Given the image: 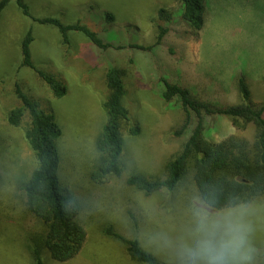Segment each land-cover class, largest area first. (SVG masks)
I'll use <instances>...</instances> for the list:
<instances>
[{"label":"rangeland","instance_id":"1","mask_svg":"<svg viewBox=\"0 0 264 264\" xmlns=\"http://www.w3.org/2000/svg\"><path fill=\"white\" fill-rule=\"evenodd\" d=\"M35 17H57L65 24L81 21L116 46L103 50L86 35L71 31L64 44L58 28L25 16L11 0L0 18V264H32L30 238L44 230L28 210L21 187L36 160L20 127L7 121L8 112L21 105L15 90H22L55 115L62 130L58 139L60 177L81 199L79 221L87 230L81 252L67 262L46 258V264H139L120 241L106 234L112 226L126 237H138L142 246L167 264H180L182 242L188 238L193 201L200 196L190 168L174 192L150 196L129 186L133 173L164 178L166 164L182 147L174 131L184 112L156 92L162 79L190 87L202 99L241 102L236 76L245 74L253 98L264 100V0H206L204 29L195 38L176 12L172 23L159 10H177L178 0H25ZM111 13L113 20L107 19ZM158 24L171 30L156 44ZM32 27V58L36 67L62 81L67 93L56 96L37 71L21 66V42ZM139 43L146 49L135 48ZM126 73L124 104L141 132L123 127L126 169L104 183L91 178L98 160L96 141L107 121L103 103L108 88L109 64ZM235 85V87H234ZM205 136L222 140L230 134L251 137L253 127L237 128L224 115L210 122ZM246 208L251 226L252 264H264V196ZM134 219L138 221L134 229Z\"/></svg>","mask_w":264,"mask_h":264},{"label":"trees","instance_id":"2","mask_svg":"<svg viewBox=\"0 0 264 264\" xmlns=\"http://www.w3.org/2000/svg\"><path fill=\"white\" fill-rule=\"evenodd\" d=\"M21 12L33 21L52 25L61 33L64 44L71 43V31H79L103 50L124 48L112 41H105L98 32L92 30L80 20L65 24L57 17H35L31 14L25 0H15ZM181 6L177 10L161 8L159 18L172 23L176 12L188 28L185 34L189 38L197 37L204 29L207 16L206 0H178ZM11 0H0V18ZM111 13L108 20H113ZM159 34L156 44H163L170 32V26L158 24ZM35 40L30 27L21 42V66L37 71L52 92L61 97L67 93L65 84L54 75L36 67L32 58V43ZM135 48L147 47L134 43ZM125 71L110 63L105 80L108 88L103 106L107 121L96 141L98 160L91 178L96 183L106 182L110 176H122L126 169L124 155L125 123H130V133L141 132L135 125L130 112L124 104L126 88ZM164 85L157 88L159 96L167 103L175 102L184 112L182 124L174 134L182 138L181 149L166 164L164 178H149L143 174H131L126 183L150 196L160 191L174 192L182 183L190 168L194 170V180L201 197L216 206L236 202L248 206L264 196V100L253 98L251 86L245 74L236 76V87L241 102L236 104L202 99L192 92L190 87L179 82L162 79ZM235 87V85H234ZM15 93L21 105L12 108L7 121L24 131V137L33 151L36 165L32 174L21 187L25 194L28 210L39 219L44 230L30 238L29 248L32 264H46V258L56 262H67L75 258L87 241V230L79 221L78 215L83 209L77 193L65 185L60 177L61 156L58 139L62 130L55 115L43 109L16 85ZM224 115L237 128L253 127L251 137L230 134L222 140L208 139L205 136L210 122ZM138 221L134 219V229ZM106 234L123 243L129 257L139 264H167L154 253L146 250L138 237H126L115 231L112 226L106 228ZM263 264V263H261Z\"/></svg>","mask_w":264,"mask_h":264},{"label":"clouds","instance_id":"3","mask_svg":"<svg viewBox=\"0 0 264 264\" xmlns=\"http://www.w3.org/2000/svg\"><path fill=\"white\" fill-rule=\"evenodd\" d=\"M193 205L180 264H252L245 206L236 202L216 206L204 197L195 199Z\"/></svg>","mask_w":264,"mask_h":264}]
</instances>
